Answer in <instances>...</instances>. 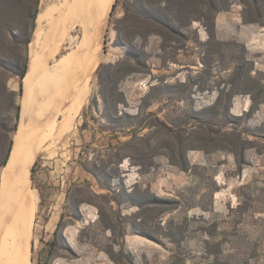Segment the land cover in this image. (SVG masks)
<instances>
[{"label": "rangeland", "instance_id": "rangeland-1", "mask_svg": "<svg viewBox=\"0 0 264 264\" xmlns=\"http://www.w3.org/2000/svg\"><path fill=\"white\" fill-rule=\"evenodd\" d=\"M154 1L113 5L74 129L33 164L31 264H264V32L235 30L233 0L215 39L199 20L186 39L142 37ZM23 3L14 22L29 25Z\"/></svg>", "mask_w": 264, "mask_h": 264}, {"label": "bare ground", "instance_id": "bare-ground-1", "mask_svg": "<svg viewBox=\"0 0 264 264\" xmlns=\"http://www.w3.org/2000/svg\"><path fill=\"white\" fill-rule=\"evenodd\" d=\"M114 2L41 0L23 77L19 124L9 160L0 170V264H31L38 199L32 167L40 152L76 125L101 63Z\"/></svg>", "mask_w": 264, "mask_h": 264}, {"label": "trees", "instance_id": "trees-1", "mask_svg": "<svg viewBox=\"0 0 264 264\" xmlns=\"http://www.w3.org/2000/svg\"><path fill=\"white\" fill-rule=\"evenodd\" d=\"M232 1L233 0H157L151 2L149 6L143 4L141 12L145 14V21L151 26V29L147 32H142L140 36L147 37L148 33H156L164 36V31H166L169 35H173V37L178 36L186 39L187 37L183 29L190 27L194 20H199L206 26L210 34L209 40L215 39L216 21L214 13L216 14L223 10H229ZM241 1L245 5L244 21L246 23H262V18L264 17V0ZM19 3L20 0H0V150L5 148L3 154L0 155V165H4L9 157L13 138L19 124L21 110L19 95L22 94L23 91V77L27 72L29 59L28 46L32 40L33 32L36 27L40 0H33L34 11L29 25H22L14 22L16 10L25 5L24 3L19 5ZM116 3L117 0L113 4L114 7ZM15 48L19 49L16 59L12 58L14 57L12 53ZM134 57L136 56L134 55ZM101 66L102 64L100 67ZM130 71L136 70L131 68ZM13 76H18L21 79L19 92L9 85V80ZM111 79V76H109L108 80L113 81ZM114 82H116V80L112 83ZM256 103L257 100L253 96V103L250 111L256 109ZM13 116L15 121L11 124ZM13 131H15V133L12 137L11 133ZM3 140H5V143L2 142ZM184 162L183 169L187 170L189 162L186 156ZM63 221L62 216L55 230V239L60 235L64 224ZM51 246H56V240L51 242Z\"/></svg>", "mask_w": 264, "mask_h": 264}, {"label": "crops", "instance_id": "crops-1", "mask_svg": "<svg viewBox=\"0 0 264 264\" xmlns=\"http://www.w3.org/2000/svg\"><path fill=\"white\" fill-rule=\"evenodd\" d=\"M235 30H238V33H240L243 38L247 37L249 39L251 37H261L262 35H258L257 32L260 30V32H264V27L262 25H258L257 23H244V20H240V22H236V25L233 24ZM197 29V32L199 34L200 39L206 40L207 36V30L206 27L201 26H194ZM224 24L221 23V16H218L216 19V28L217 32L220 35L223 31ZM263 34V33H261Z\"/></svg>", "mask_w": 264, "mask_h": 264}, {"label": "water", "instance_id": "water-1", "mask_svg": "<svg viewBox=\"0 0 264 264\" xmlns=\"http://www.w3.org/2000/svg\"><path fill=\"white\" fill-rule=\"evenodd\" d=\"M11 151H12V149L10 150V153H11ZM9 157H10V154H9ZM9 157H8L6 163L3 166H5L7 164L8 160H9Z\"/></svg>", "mask_w": 264, "mask_h": 264}]
</instances>
